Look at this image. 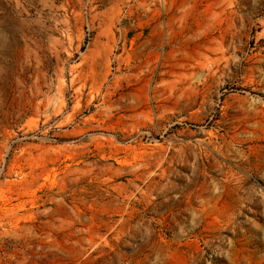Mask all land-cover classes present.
I'll return each mask as SVG.
<instances>
[{
	"label": "rangeland",
	"instance_id": "obj_1",
	"mask_svg": "<svg viewBox=\"0 0 264 264\" xmlns=\"http://www.w3.org/2000/svg\"><path fill=\"white\" fill-rule=\"evenodd\" d=\"M0 264H264V0H0Z\"/></svg>",
	"mask_w": 264,
	"mask_h": 264
}]
</instances>
